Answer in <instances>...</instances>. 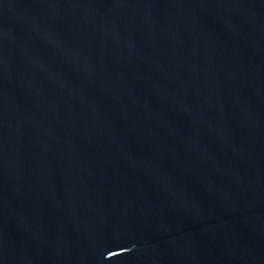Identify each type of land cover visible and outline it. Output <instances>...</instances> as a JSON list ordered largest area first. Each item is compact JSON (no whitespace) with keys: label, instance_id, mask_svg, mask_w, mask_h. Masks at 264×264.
<instances>
[{"label":"water","instance_id":"obj_1","mask_svg":"<svg viewBox=\"0 0 264 264\" xmlns=\"http://www.w3.org/2000/svg\"><path fill=\"white\" fill-rule=\"evenodd\" d=\"M0 264H264V0H0Z\"/></svg>","mask_w":264,"mask_h":264}]
</instances>
